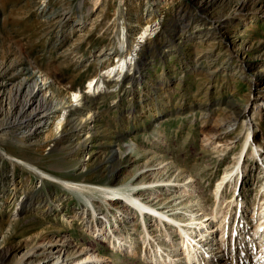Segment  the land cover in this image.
Instances as JSON below:
<instances>
[{"label": "rangeland", "instance_id": "374dc122", "mask_svg": "<svg viewBox=\"0 0 264 264\" xmlns=\"http://www.w3.org/2000/svg\"><path fill=\"white\" fill-rule=\"evenodd\" d=\"M236 14L238 18L245 19L220 27L215 42L209 36L198 46L189 41L182 44L176 39L179 37L175 34L176 29H190L186 26L190 20L198 22L199 19L205 21ZM121 27L126 29L129 48H134L136 36L144 27L152 28L148 38L154 36L153 31L156 33L161 29L159 44L147 42L136 49V58L143 53L142 56L145 54L151 62L144 70L148 72V84L159 86L164 78L170 77L168 90L157 87L158 98L155 101L152 96L149 101L151 107L147 109L141 107L138 98H130L127 91L124 94L121 88L120 91L112 90L101 74L104 68L126 53L117 41ZM151 38L148 41L153 40ZM163 49L167 55L161 58L159 51ZM200 49L203 56L196 64L193 54ZM212 53L219 55L216 61L207 58L209 54L213 58ZM225 62L230 63L228 72L223 70ZM94 76L103 77L105 86L95 95L84 94L88 99L86 105H91L96 112L92 131L96 135L91 142V151H96V155L93 154L85 168L78 167L83 150L72 136L75 135L73 118L82 117L87 112L85 107L72 111L69 117L72 121L69 126L66 122L64 127L67 129L72 125V131H66L65 136L68 137L60 140L53 137L56 116L47 113L41 117L39 126H35L33 120L27 124L13 121L9 114L23 101L26 88L22 89L17 99L15 92L26 77L37 82L42 80L38 95L41 92L53 108L58 103H70L71 91H84L88 80ZM258 77H261L260 81ZM255 80H258V85ZM127 85V82L123 83V86ZM256 87L264 90V0H0V135L5 133L0 140V258L5 260L4 264H53L59 255L65 260L60 264H71L89 253L105 257L90 264H154L149 257V246L146 253L143 251L146 247L142 239L144 225L154 237L150 235L152 247L157 241L165 242L164 247L168 246L169 241L162 239L164 232L168 231L179 247L174 253L180 254L182 238L172 226L155 222L149 214L142 218L138 211L122 206L121 202L109 207L110 196L95 190L79 193L66 190L5 156L9 153L34 163L56 177L89 184L123 186L142 180L155 182V177L160 178L156 184L171 177L172 180L175 178L172 183L178 179L181 184L191 178L194 191L188 193L184 200L180 194L177 198L169 196L173 191L177 195V191L184 186H179L181 188L177 190L178 186L174 185L168 189L167 186L152 184L153 188L142 194L147 196L155 192L152 197L160 194L150 202L155 207L166 206L165 202L174 197V204L167 205L177 207L175 210L181 212L183 222L189 223L188 216L192 211L198 212L204 207L212 212L216 208L214 185L224 171L236 162L248 126L255 130L252 142L261 144L264 150V110H260L256 124L246 125L241 115L246 105H250L249 114L254 109L250 98L258 93L255 92ZM263 95L260 100L264 99ZM13 102H16V108H13ZM234 102L238 106L237 111L232 107ZM154 107L161 113L151 119L150 111ZM57 110L56 113H60V108ZM234 118L237 122L231 125ZM62 134L64 136L63 131ZM117 134H123V137H115ZM70 136L73 138L70 139ZM105 142L109 143L101 147L100 144ZM115 147L117 152L114 154L112 149ZM256 153L264 160L262 149L259 148ZM252 155L254 158L245 156L244 163H247L248 169L239 185L246 204L263 199V169L260 167L259 173L251 166L250 160L254 165L259 159L254 153ZM151 160L156 164L158 161L167 163L164 174L159 168L140 172ZM118 163L120 169L111 181L109 171ZM251 171L255 174L250 175ZM233 193V188L227 186L224 189L226 200L233 197ZM21 199L29 204L17 213L15 207ZM58 200L63 203L55 212L51 208ZM39 203L44 205L38 208ZM231 205V202L229 205L225 201L222 205L224 210L229 207V215L234 207ZM163 208L169 209V206ZM126 209L132 212L133 217L124 218L117 228L113 226V233L133 240L136 245L135 249H125L115 256L111 241H102L98 234L95 220L100 227L107 226L108 229L114 221L113 217ZM237 209L240 210L238 206ZM93 210H97L94 217ZM254 211L253 206L245 207L248 218L244 220L247 222L239 228L253 227H248L247 223L250 224L249 218ZM104 215L109 222H105ZM243 216L245 218V214ZM257 217L251 218L254 220ZM70 218L72 221L69 222ZM236 220L239 221L238 218ZM230 226L229 223L228 237H236L238 241L239 234L236 232L239 228L232 236ZM258 242L256 236L255 243ZM233 246L228 248L225 242L227 253ZM232 258L233 255L229 259Z\"/></svg>", "mask_w": 264, "mask_h": 264}, {"label": "bare ground", "instance_id": "6f19581e", "mask_svg": "<svg viewBox=\"0 0 264 264\" xmlns=\"http://www.w3.org/2000/svg\"><path fill=\"white\" fill-rule=\"evenodd\" d=\"M238 17L239 16L236 14V15H231V16L228 15V17H223V18L222 17H216L215 19H213V18H210L207 20L205 19V21H201V19H199V20L196 19L199 23L196 21L190 20V21L186 22V26L191 27L190 29H188V30L186 28L181 29L180 27H178V28L176 27L177 29L175 28L177 30L175 34H176V36H179L176 39H179L180 41L178 40V42H181L182 44L183 43L187 44V41H189L190 44H193V45L196 44L198 46V44L200 42H202V40L208 38V36H209L210 40L214 39L213 41L215 42L216 41V35L218 34L217 31L220 27H226L227 25L231 24V22H234V21L238 22L242 19L243 20L245 19L244 17H241V18H238ZM150 32H152V28L149 27V29H148L147 27L146 28L144 27L143 31L140 32L138 34V36H136L137 42H136V44H134V48H129V46L127 45L126 29L121 27L119 34H118V40L117 41H118V45L120 46V48L125 49L124 51L126 53L123 56H120L119 58H117L115 60L116 61L115 63H113L111 65L109 64L101 72V74L104 75L105 81L110 84L109 86L111 87L112 90L119 89V91H120V88H121L122 93L127 91V94L130 96V98L131 97L134 99L138 98V101H140L142 103L141 107L143 109H145V108L147 109V108L151 107V106H149V105H151L149 103V101H151V99L153 97H154L155 101L157 100V98H158V95H157L158 94L157 93L158 88L157 87L162 86V88H160V89L165 91V89L168 86V82L170 81V77H168V78H164L163 83H160L161 85H159V86H154V84L151 85L150 83L148 84V82H149L148 81L149 77L147 75L148 72L147 71L145 72L144 70H147V66L151 62L149 60H147V58L145 57V54L142 56L143 53L139 56L140 58H136V57H138L137 56L138 55L137 50L140 49L141 45L144 46V45H146L147 42L148 43L155 42V43L159 44L158 38L161 37V29H159L156 33H155V31H153L154 36H150V37H152L151 39H153V40L148 41V39H150V37L148 38L147 36L150 35ZM221 33H223V32H221ZM194 39L197 42L194 41ZM173 41H175V39H173ZM161 46H163V45H161ZM159 55L162 58V57L167 55V52L165 51V49H163V50L159 51ZM212 55H213V58H211L210 54L207 56V58H210V60L216 61L217 56H219V55L217 53L216 54L212 53ZM202 56H203V52L201 49L199 51H197L195 54H193V57L197 60L196 64H199L200 58ZM140 65H144V66L140 67ZM236 65H237V63H236ZM144 67H145V69H144ZM217 67H219V65L216 66L213 70L215 71L217 69ZM229 69H230V63L225 62V66H224L223 70L225 72H228ZM214 71H212V73ZM102 78H99L97 76L91 77L88 80L86 88L84 89V91H80V90L71 91L70 94H71L72 99H71L70 103H68L66 105L65 104L62 105V104L58 103L52 108L50 106L51 105L50 100H47L41 94V92L38 95V91L42 89V85H43L41 83L42 80L37 82L36 80L32 79L31 77H26L23 79L22 84L18 87V89L15 92L16 99H17L18 96L21 95L22 89L26 88L25 93H24L25 95L23 96V101H22V103H20L18 101L20 104L17 107V109H13L9 114H11L10 116L12 117L13 121L18 120V122H22L24 124H27L33 120L35 122V124H34L35 126H39V122L41 120V117H43V115H46L47 113L51 114L52 117L56 116V119L53 120V122H55V125H54L55 130L53 131L54 132L53 137L55 140H57V139L60 140L61 138L63 139V138L68 137V136H65L66 131H70V132L72 131V127H71L72 125L70 126L71 128L70 127H68L67 129L64 128L66 125V122H68L67 126H69L70 122L72 121V119L69 118L73 113L72 111H74L75 109L80 110L82 107H85L84 109L87 112H85V114L82 117L80 116L79 118L78 117L73 118L74 122H75V125L73 126L74 131H75V135H72L75 137L74 140H77L76 144H79L80 149L83 150V155L80 156L78 159V167L85 168L88 165L90 158L93 156V154L96 153V151H95V153L93 151H91V146H93V144L91 142H93L94 135H96V134H94V132H92L94 129V123L96 121V119H95V117H96L95 113L96 112L93 110V107H91V105H89V104L86 105L88 99L85 98L86 96L84 94L89 92L91 95H95L99 91H101L103 89V87L105 86L104 80ZM260 78L261 77H258L257 79L259 80ZM258 80H255L257 83L256 85H258ZM160 81H162V80H160ZM124 82H127L128 85L123 86ZM148 87L151 90L150 92H149ZM167 90H168V88H167ZM255 92H258V93L250 98L251 99L250 103H252L254 105V109L251 110L252 112L250 111L251 113L250 114L248 113V111H249L248 108L250 105L249 106L246 105V107L244 106L243 107L244 109L241 111V115H243V122L246 125L254 124V122L256 124L257 123L256 117L259 118L260 117V110L264 109V105H263L264 99L260 100V99H262V95L264 93V90L262 91L261 87H256ZM85 100H86V102H85ZM14 103H16V102L12 103L13 108L15 107ZM153 103H155V102H153ZM232 105H233L232 107L236 108L235 110L237 111V108H238V106H236L237 104L234 102ZM58 108H60V113H56V110ZM148 110H150V109H148ZM150 112H152V113H150V118L153 119V118H157L160 115L161 110L154 107L153 111L151 110ZM238 113H239V111H238ZM76 115L73 114V116H76ZM235 122H237V119L234 118L233 121H231V123H232L231 125H234ZM248 127H249L247 129L248 131L246 132V136L244 138L245 141L243 142L242 147L236 156L237 157L236 162L233 164V166L230 169L224 171V173L220 176V178L216 181V183L214 185V194H215L214 196H215V200H216L215 202L217 205L216 208L212 212L206 211V208H204V207L200 208V211H198V212L192 211V213H190L188 216L189 223L183 222V220L181 219V212H179V210H175V209H177V207L175 208L174 206L172 207L171 205H167V204H170L171 202L174 204V202H173L174 197L172 199L169 198V200L165 202L166 206H159L160 207L159 208V207L152 206L153 203L151 204L150 202L155 200V197L159 196L160 194H156L155 197H152L153 194H155V192L150 193L151 192L150 191L149 195L142 196L143 193L145 194L147 192L148 188L151 187V189H152L153 187L151 185L152 184L155 185L156 182H158L160 180V178L158 180V179H155L156 178L155 177L154 178L155 182L154 181L148 182L146 180H142L141 182H139L137 184L126 183V184H123V186L117 185V184H112V185H102V184H94V183L89 184V183H84V182L82 183V182L67 180V179H64V178L59 177V176L56 177V176L52 175L51 173L47 172L46 170H44L42 168H38L39 166L37 167V166L33 165L34 163L31 164L30 162H27L25 160H21V159L15 157L13 155H10L9 153L5 157L11 161L18 162L22 165H25L27 168H29L33 172H35L40 178H44V179L50 180L51 182L60 184L66 190L67 189L73 190V191L75 190L77 192L78 191H85V190H88V191L95 190L97 192H100L102 195H105V196L109 195L110 196L111 201L109 202V207H114L115 202H121L123 204L122 206H127V207L129 206V208L131 207V208L135 209L136 211H138L139 214H141L142 218L145 217L147 214H149V215H152L154 217L155 222L160 221V222H163L165 225L172 226L173 230L178 232V234H180V237L182 238V245H181L182 247H180L182 252L180 254H183V256H181V257L179 256L180 254H178L179 252L177 254L174 253L175 251H178L179 247L177 245V242L172 240L168 231L164 232L163 237L161 236L162 239L166 240V242L169 241V244L167 243L168 246L164 247L163 245L165 244V242L163 244L162 241H161L162 243L157 241L156 246L152 247L151 239L153 236L150 234L151 231H149V229H147V225H144L145 230H144V233L142 235V237H143L142 239H144V243H145L144 246H146V247L144 248L143 251L146 253L147 246H149V249L151 252L149 257H150L151 262H154V264H262L259 260H257V261L255 260L256 259V257H254L255 253H253V257L250 255V252L248 249V244H256L258 246L257 250H259V252L262 249L264 250V229H263L264 228V190H263V199H259V201L253 202L250 205L249 204L245 205L246 200H244L243 196L240 198L241 202H243V204H244L243 206L239 207L240 208L239 211L242 212L241 217H243V214H245V208H243L245 206H248V207L253 206L254 207L255 211L252 213L253 215L251 214L252 218L259 216V214H261V215H260V217H257L254 220H252L251 217L249 218L250 224L247 223L248 227H250V225L253 227H250L249 229L244 228V227H241V228L238 227L239 229L236 232V234H239L238 235L239 236V240H238L239 244L238 245L236 244L238 242L235 239L236 237H234V238L230 237L231 243L233 240L236 242V243H234L233 249L232 248L230 250L227 249V250L231 251L230 253H233L232 259H229L230 256H228V253L224 247L225 242H227V240H229L228 236L230 235V234H228V231H227L228 230L227 223L230 219V215L228 214V208L229 207H227L224 210L222 208V205H223L224 201L227 204L229 203V205H230V202L235 203V200H236V198H234V200H233V197H231L229 200H226V198L224 197V189H226L227 186H230L231 188H233L234 192H236L239 189V185L241 184L243 176H245V174H246L245 170L247 169V167H246L247 163H244L245 156L249 155L252 157L253 156L252 154L254 153V155H256L259 158V154H257L256 152L259 148H260V150L262 149L261 144H256L257 142L255 143L254 141L252 142L251 139H252V136H253L255 130L252 128V126H248ZM62 131L64 132V136L62 134ZM4 135H5V133H2L0 135V140H1V138H3ZM113 135H115V134H113ZM72 136H70V139L73 138ZM115 137H119L121 139L123 137V134H119V135L117 134ZM108 143L105 142L103 144H100V146L101 147L105 146ZM125 146L127 148H129V144L128 145L126 144ZM100 150L102 151L103 149H100ZM84 151L86 153H84ZM97 152H99V151H97ZM116 152H117V148L115 147L114 149H112V153L115 154ZM249 156H248V158H249ZM257 157H255V158H257ZM253 158H254V156H253ZM152 161L153 160H151L150 163H148V165H145L146 168L144 170H140V172L153 171V170L159 168V170H161L163 172L162 174H164V171L167 169V165H166L167 163H163V162L158 161V163H157L158 165H157L156 163H154ZM54 166H56V165H54ZM119 166H120V163L116 164L115 167L109 171L108 175H110V177H112L111 181L115 178L116 172L119 171V169H120ZM173 175H171V176H173ZM171 180H172V177L166 178L165 181L163 180V182H160L159 184H156V185L157 186H167L168 189H171L172 186L170 187V185H174V186H178L177 190H179L182 186H184V188L182 190L177 191V193H178L177 195L174 194V191L171 192V194L169 195L170 197H172V195L176 196L175 198L180 197V195H181V196H183V200H184V197L187 198V196L189 195L188 193L194 191L193 185L191 186V181H192L191 178L187 179L184 183H181V184H179L180 182H178V179H177L176 183H172L173 180L172 181ZM111 181L109 180V182H111ZM139 185H145V186H139ZM179 186H181V187L179 188ZM167 187H165V188H167ZM140 191H142V192L139 193ZM38 202H40V201H38ZM62 203L63 202L61 200H58V202H57V204H55L54 208H51V209H53L55 212H58V210H60V208L62 207ZM88 203L90 204V207H91V203H90L89 199H88ZM28 204H29V202L23 201L21 199L18 202L17 206L15 207L17 213L20 212L21 210H23ZM42 205H44V204H42ZM42 205L39 203L38 208L42 207ZM92 206H93V204H92ZM167 206H169V209L163 208V207H167ZM236 206H238V205L236 204ZM172 209H174V210H172ZM96 211L93 210V217H94ZM249 216H250V214H249ZM127 217L128 218L133 217L132 212L131 211L129 212L128 209L124 210L123 213H120L119 215L114 216L113 217L114 219L112 218L114 221H113V223L110 224V227L108 229H107V226H105L104 228H103V226L100 227V225L97 224V221L95 220V225H98V228H97L98 234L100 235L102 241H111V246H112V249L114 250L115 256H118L120 253H123V251H125V249L126 250L129 248L135 249L134 245H136V244L133 240H129L128 238H123L120 235L116 236L113 233V231H114L113 226H116V228L119 227V225H120L119 222L123 221L124 218H127ZM104 218H105L106 223H107V221L109 222V220L107 219V215H104ZM70 221H72L71 218H70L69 222ZM216 230H218V232H215ZM113 234H114V236L112 237ZM254 234H256V236H258V238H259L258 243H255L256 236ZM245 240H248V241H245ZM242 242H243L244 246L241 247ZM245 244H247V245H245ZM60 246H59V248H60ZM207 246L209 247L208 248L209 250L206 249ZM62 255H64V253ZM59 257H60V255L57 257L58 260L56 262H54L53 264H60L61 262L65 261L62 258V256L60 257L62 259H60ZM104 259H105V257H103L102 255L89 253L87 255L78 257L71 264H87V263L90 264L93 261H102ZM4 263H5V260L3 258H0V264H4ZM13 264H17V263L14 262ZM18 264H21V263H18ZM65 264H67V263H65Z\"/></svg>", "mask_w": 264, "mask_h": 264}, {"label": "built area", "instance_id": "2783aa9c", "mask_svg": "<svg viewBox=\"0 0 264 264\" xmlns=\"http://www.w3.org/2000/svg\"><path fill=\"white\" fill-rule=\"evenodd\" d=\"M264 105V104H263ZM264 110V109H263ZM262 151L264 152V150H263V148H262ZM263 161L264 160H262V159H258L257 160V164L259 165H256V163H254V165L252 164V161L250 160V164H251V166H253V168L255 167V169H258L257 171H259V169H260V167H262V169L263 170H261L262 171V174H263V176H264V163H263ZM249 164V165H250ZM252 168V167H251ZM261 171H259V173L261 172ZM252 174H255L254 173V171H251V173H250V175H252ZM243 179H245L244 177H243ZM256 179H257V177H256ZM256 179H255V181H256ZM263 181H264V178H263ZM242 191V190H241ZM259 193V192H258ZM238 195H240V196H238L239 198H238V202L240 203V204H242V206L244 205L243 204V202H241V200H240V198L243 196L240 192H239V194ZM251 202V201H250ZM250 202L249 203H245V205H248V204H250ZM246 208L248 207V206H245ZM245 207H243V208H245ZM248 218V216H246V212H245V218L244 219H247Z\"/></svg>", "mask_w": 264, "mask_h": 264}]
</instances>
